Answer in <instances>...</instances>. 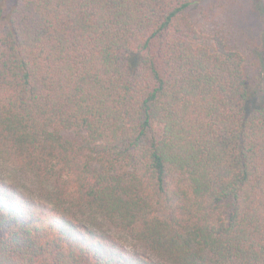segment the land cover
I'll return each instance as SVG.
<instances>
[{
  "label": "trees",
  "instance_id": "trees-1",
  "mask_svg": "<svg viewBox=\"0 0 264 264\" xmlns=\"http://www.w3.org/2000/svg\"><path fill=\"white\" fill-rule=\"evenodd\" d=\"M0 159V264H264V0H0Z\"/></svg>",
  "mask_w": 264,
  "mask_h": 264
},
{
  "label": "rangeland",
  "instance_id": "rangeland-1",
  "mask_svg": "<svg viewBox=\"0 0 264 264\" xmlns=\"http://www.w3.org/2000/svg\"><path fill=\"white\" fill-rule=\"evenodd\" d=\"M195 12L196 15L199 16V10ZM260 26L261 25L257 24L255 20H251L246 22L242 27L244 30L248 31L249 35L258 39L261 29ZM0 178L9 185L10 189H16L20 191L26 200H29L32 203H37L40 201L47 202L46 196L37 190L36 185L34 184V179L30 174L25 171L15 169L11 165L4 163L1 159ZM101 230L115 239V241L124 249L123 252L126 253L125 255H131L132 253L148 254L140 244L135 241L128 240L111 226L107 224H105V226L102 225Z\"/></svg>",
  "mask_w": 264,
  "mask_h": 264
}]
</instances>
